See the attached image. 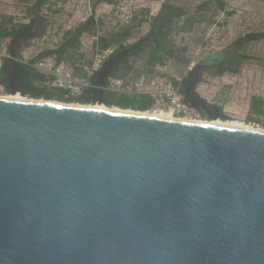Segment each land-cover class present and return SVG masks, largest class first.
<instances>
[{
  "label": "water",
  "instance_id": "95a60500",
  "mask_svg": "<svg viewBox=\"0 0 264 264\" xmlns=\"http://www.w3.org/2000/svg\"><path fill=\"white\" fill-rule=\"evenodd\" d=\"M128 53L97 75L95 104ZM17 58L6 80L24 99L0 97V264H264V130L28 98Z\"/></svg>",
  "mask_w": 264,
  "mask_h": 264
},
{
  "label": "rangeland",
  "instance_id": "374dc122",
  "mask_svg": "<svg viewBox=\"0 0 264 264\" xmlns=\"http://www.w3.org/2000/svg\"><path fill=\"white\" fill-rule=\"evenodd\" d=\"M96 1L51 2L38 14L32 13L31 16L38 19L40 17L47 19L48 24L46 26L44 23H39L34 31L41 32V35L34 41L20 40L21 47L17 51L19 55L30 58L37 53L58 48L66 31L75 29L95 13L98 21H101L98 23L96 34L82 37L80 50L74 55L78 61H89L91 49H101L97 44L98 37L108 39L113 33L131 28L133 37L128 43L136 41L148 33L150 25L146 22L139 24L134 19L135 16L150 18L158 13L162 2L179 0H116L113 5L102 3L94 9ZM180 1H188L196 6L205 0ZM22 7V2L19 0H0V28L3 33L10 31L15 24L29 25L30 16L24 13ZM174 26L176 31L181 30V21H176ZM262 31H264V0H220L212 5L210 11L200 16V22L194 30L180 31L171 39L173 48L183 52L182 57L189 63H182L178 57L173 58L166 63L167 71L173 75L180 74L186 77L193 67L203 60L223 52L233 53V43L240 37ZM11 41V38L4 39L0 36V53L3 49H8ZM249 47L247 51L253 57L242 65L238 75L219 74L217 69L210 70L203 73V81L197 85V90L203 98L219 105L228 118L227 122L234 121L238 124L236 121H239L264 130V113H252L250 108L253 96L264 98V40ZM127 63L135 67L134 76L140 74L136 69L145 68L142 60L134 62L133 59H128ZM0 95L11 94L0 92ZM155 111L162 110L152 108L148 112ZM251 118L253 120H250ZM208 121L213 120L208 119Z\"/></svg>",
  "mask_w": 264,
  "mask_h": 264
},
{
  "label": "trees",
  "instance_id": "16d2710c",
  "mask_svg": "<svg viewBox=\"0 0 264 264\" xmlns=\"http://www.w3.org/2000/svg\"><path fill=\"white\" fill-rule=\"evenodd\" d=\"M22 2L23 11L25 14L32 17V22L29 25L20 24L13 25L10 31L3 33L0 28V36L4 39H12L8 45V49L18 51L20 50V39L31 40L35 36H40L41 32L33 33L31 30L36 29V23L40 20L46 26L48 20L40 17L31 16L32 13L41 12V10L51 2H58L64 0H19ZM116 0H97L93 8L97 5L105 3L113 5ZM220 0H205L199 5L194 6L188 1L170 2L164 1L160 5V9L155 16L150 18L135 16L134 19L139 23H149L150 29L146 35L128 43L133 37V31L131 28H126L120 32L113 33L109 38H99L97 44L100 50L107 49L111 46H118V50L113 55L116 56L118 53L128 49L129 53L126 59L112 66L109 76L106 78V85L109 82V77L114 75L120 69H127L130 64L127 63L128 59L142 60L144 63V69H136L137 73H153L157 68L164 67L167 62L173 58H180L182 63L188 64L189 62L182 57L183 52L175 50L173 48L171 39L178 34V32H187L195 29L196 25L200 22V16L207 11H210L212 5ZM21 4V3H20ZM149 12V11H148ZM181 21V30L176 31L175 22ZM101 21L93 13L84 22L80 23L75 29H70L63 35L62 41L58 48L43 51L37 58H41L48 55H57L59 60H67L72 63H76L78 60L75 59L74 55L80 50L82 44V37L95 36L97 26ZM2 32V33H1ZM264 40V31L252 32L246 34L233 43V53L228 54L225 58L217 65L219 74H234L238 75L241 72L242 65L253 57L247 51L249 46L254 43H259ZM124 43H127L124 46ZM19 56V53H18ZM83 56V55H82ZM79 70V69H78ZM17 83L19 85L20 92L23 96L33 99H45L53 100L54 102H66L70 103L72 100L66 99L64 92L61 90H50L44 86L43 81L45 80L44 75L35 71L33 68L18 63L17 68ZM7 66L6 61L2 64L0 69V85L5 89L6 93H10L8 81L6 80ZM192 72H189L180 87L181 92L184 94V88L189 85L192 79ZM137 76V75H136ZM96 94L95 90L91 89L85 93V95L78 100L79 103L88 105L95 104ZM103 104L110 108L124 109L130 111H141L148 112L154 106V101L146 95H118L112 92L105 91L102 96ZM205 101V100H204ZM250 108L252 113H264V98L259 96H253L251 98ZM213 114L209 113L208 119L212 120ZM221 120L227 121V116L221 109ZM250 120H253L252 118ZM232 122V121H230ZM250 122V121H248ZM243 123V122H242Z\"/></svg>",
  "mask_w": 264,
  "mask_h": 264
},
{
  "label": "built area",
  "instance_id": "2783aa9c",
  "mask_svg": "<svg viewBox=\"0 0 264 264\" xmlns=\"http://www.w3.org/2000/svg\"><path fill=\"white\" fill-rule=\"evenodd\" d=\"M127 43H124L126 46ZM118 46H111L104 50L91 49L89 61L72 63L67 60H59L58 56L48 55L37 58L18 56L17 63L33 68L44 75V86L50 90H61L65 98L72 100V104H80L78 100L91 89L96 90V78L104 65L113 58ZM9 49H3L0 53V69L2 64L10 57ZM168 66L159 67L153 73L135 75V67L120 69L109 77L108 84L102 89L118 95H146L154 101L153 108L169 112L172 116L188 121H208L206 115L192 105L184 102V94L181 85L185 76L173 75L167 71ZM79 69V70H78ZM191 70V67L190 69ZM0 92L5 89L0 85Z\"/></svg>",
  "mask_w": 264,
  "mask_h": 264
},
{
  "label": "bare ground",
  "instance_id": "6f19581e",
  "mask_svg": "<svg viewBox=\"0 0 264 264\" xmlns=\"http://www.w3.org/2000/svg\"><path fill=\"white\" fill-rule=\"evenodd\" d=\"M0 97H4V98H11V99H24V97H22L20 94H11L9 96H1ZM54 102V101H53ZM74 105H77V104H74ZM81 106V105H80ZM87 107H91V108H94V109H103V110H110L108 107H105L103 105H98V104H95V105H86ZM112 109V108H111ZM114 111H118L120 110L119 108L118 109H112ZM127 112H134V113H138V114H143V115H148V116H153V117H158V118H165V119H173V120H183V121H188V120H184V119H180V118H176L174 116H172L169 112H166V111H161V112H138V111H127ZM192 122V121H191ZM194 122V121H193ZM201 123H208V124H212V125H217V126H228V127H234V128H247V129H257V128H254L253 126L251 127L250 125H247V124H243L242 122H239V121H236L238 122L237 123H234V121H232L231 123L227 122H223L221 120H213L211 122L209 121H200ZM258 130H261V129H258Z\"/></svg>",
  "mask_w": 264,
  "mask_h": 264
},
{
  "label": "flooded vegetation",
  "instance_id": "af4514ba",
  "mask_svg": "<svg viewBox=\"0 0 264 264\" xmlns=\"http://www.w3.org/2000/svg\"><path fill=\"white\" fill-rule=\"evenodd\" d=\"M32 20V17H31V19H30V23L32 22L31 21ZM29 23V24H30ZM39 23H41L40 22V20L36 23V25L37 26H39ZM35 29H33V30H31L33 33H36L35 31H34ZM36 37L37 36H35L33 39H31V40H25L24 38H21L20 40L21 41H34L35 39H36ZM18 53V52H17ZM217 65L218 64H215L214 66H212V67H208V68H205L204 69V72H202V76H203V73L205 74V73H207L208 71H210V70H213V69H217L218 67H217ZM190 72H192V79H191V81H190V83H189V85L188 86H186L185 88H184V96L185 97H187L190 101H196V102H198L199 104H201V105H206L207 103H213V104H216V105H218L217 103H215V102H211V101H208V100H206L205 98H203L200 94H199V92H198V84L196 85V87H192L191 85H192V81H193V79H194V77L198 74V72L197 71H194V70H191ZM200 74V73H199ZM188 75H189V73H188ZM201 83V82H200ZM205 100V101H204ZM219 106V105H218ZM219 109H220V107H219ZM205 115H209V113H212V111L210 110V109H208V108H206V110L205 111H203L202 109H200ZM220 111H221V109H220Z\"/></svg>",
  "mask_w": 264,
  "mask_h": 264
}]
</instances>
